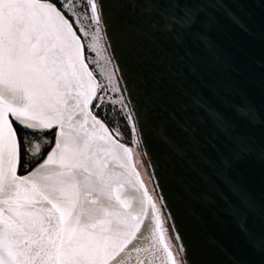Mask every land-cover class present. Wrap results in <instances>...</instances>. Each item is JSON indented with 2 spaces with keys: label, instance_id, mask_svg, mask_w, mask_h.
Listing matches in <instances>:
<instances>
[{
  "label": "snow or ice",
  "instance_id": "snow-or-ice-1",
  "mask_svg": "<svg viewBox=\"0 0 264 264\" xmlns=\"http://www.w3.org/2000/svg\"><path fill=\"white\" fill-rule=\"evenodd\" d=\"M218 12L238 22L222 0H0V264H220L185 224L192 199L244 233L250 255L234 264H264V228L247 226L257 211L264 220V197L236 172L264 159V138L246 130L261 114L202 71L219 61ZM81 16L97 34L111 21L124 46L120 109L86 63ZM122 127L137 148L154 141L162 173L151 193ZM185 169L200 175L197 189Z\"/></svg>",
  "mask_w": 264,
  "mask_h": 264
},
{
  "label": "water",
  "instance_id": "water-1",
  "mask_svg": "<svg viewBox=\"0 0 264 264\" xmlns=\"http://www.w3.org/2000/svg\"><path fill=\"white\" fill-rule=\"evenodd\" d=\"M222 2L230 8L232 16L238 18V22H234L223 12L217 13V21L211 29L210 36L219 46V61L212 65H205L202 71L214 83L224 87L237 102L247 100L255 106L261 114V122L246 126V130L259 141L264 138V9L261 8L262 0H222ZM99 27L121 89L131 88V65L127 61L124 46L117 43L115 39L113 24L111 21L107 24L102 22ZM123 95L129 96L128 93ZM141 148L147 153L144 156L153 174L155 185L160 182L162 160L155 149L154 141H149ZM185 172V178L192 188L197 189L201 180L200 175L192 169H185ZM236 172L245 178L257 201L264 197V190H262L264 189V159L259 155H250L237 163ZM178 183L179 176H170L164 193L166 197L172 199L173 210ZM183 215L186 226L195 228L201 247L212 251L220 264H234L235 261L249 258L250 250L244 233L231 216L215 203L192 199L184 204ZM247 226L250 230L257 232L264 228V220L261 219L259 211L256 215L249 217Z\"/></svg>",
  "mask_w": 264,
  "mask_h": 264
},
{
  "label": "rangeland",
  "instance_id": "rangeland-1",
  "mask_svg": "<svg viewBox=\"0 0 264 264\" xmlns=\"http://www.w3.org/2000/svg\"><path fill=\"white\" fill-rule=\"evenodd\" d=\"M71 18V17H70ZM80 24L83 25L84 29L87 32V35H84L80 27H78L75 23L80 36L84 40L85 43V50L89 52L90 55V62L93 66V69L95 70V73L98 78V83L101 88V92L104 96V99L106 101L116 100L117 103L115 107L117 109H120L121 105L119 103L120 96L122 94V89L119 84L116 72L114 70L113 64L110 60L109 53L107 51V48L105 46L104 38L102 36V33H96L97 25L92 23L89 19L84 18L81 16ZM96 36L97 39L94 41L93 37ZM90 45L92 47H90ZM115 89H119L121 91H114ZM111 104V103H110ZM123 122H121L122 125ZM110 124L112 127H115L116 124L113 121H110ZM122 131L125 132V138L121 139L125 144H127L129 147H132L134 149V152L137 153V155L134 156V160L136 162V166L138 171L141 174V178L144 180L145 184L148 187L149 192L151 193L153 189V183H149V174L148 170L146 169V165L144 163V158L141 157L138 153L141 152L140 147L137 148L136 145L132 144L130 134L127 132L126 129H123ZM42 159V158H41ZM142 160V163H141Z\"/></svg>",
  "mask_w": 264,
  "mask_h": 264
},
{
  "label": "trees",
  "instance_id": "trees-1",
  "mask_svg": "<svg viewBox=\"0 0 264 264\" xmlns=\"http://www.w3.org/2000/svg\"><path fill=\"white\" fill-rule=\"evenodd\" d=\"M75 26V25H74ZM75 28H76V26H75ZM77 30V29H76ZM78 31V30H77ZM79 33V32H78ZM85 56H86V61H87V63H88V65H89V67H90V69H91V71L93 72V74H94V76L97 78V75H96V73H95V70L93 69V66H92V64H91V62H90V55H89V52H87L86 51V54H85ZM116 108V107H115ZM117 109V108H116ZM95 110V109H94ZM103 112V109H101V113ZM108 112H109V117L107 118V122L109 123V127L111 128L112 127V125L110 124V121H113L114 120V118H113V106H112V104H108ZM99 114V113H98ZM119 138V137H118ZM122 141V140H121ZM39 162V160H37L36 161V163H38ZM35 166V164L33 163L32 165H31V167H34ZM30 170V169H29ZM20 174H25V172H24V168L22 167L21 168V171H20Z\"/></svg>",
  "mask_w": 264,
  "mask_h": 264
},
{
  "label": "bare ground",
  "instance_id": "bare-ground-1",
  "mask_svg": "<svg viewBox=\"0 0 264 264\" xmlns=\"http://www.w3.org/2000/svg\"><path fill=\"white\" fill-rule=\"evenodd\" d=\"M140 149H141V152H143L141 147H140ZM143 158L145 160L144 163L146 165V169L148 170V174H151V171H150V168H149V165H148V162H147L145 156H143ZM152 183H153V186H154V180L153 179H152Z\"/></svg>",
  "mask_w": 264,
  "mask_h": 264
}]
</instances>
